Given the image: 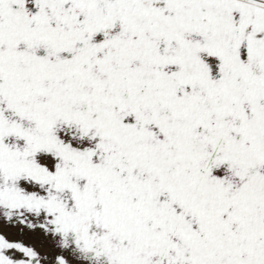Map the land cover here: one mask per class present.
I'll use <instances>...</instances> for the list:
<instances>
[{"label":"snow or ice","instance_id":"6c2138e0","mask_svg":"<svg viewBox=\"0 0 264 264\" xmlns=\"http://www.w3.org/2000/svg\"><path fill=\"white\" fill-rule=\"evenodd\" d=\"M0 264H264V0H0Z\"/></svg>","mask_w":264,"mask_h":264}]
</instances>
